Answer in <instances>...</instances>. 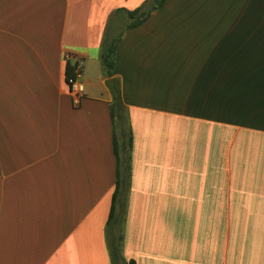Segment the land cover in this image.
Masks as SVG:
<instances>
[{
    "label": "crops",
    "instance_id": "crops-1",
    "mask_svg": "<svg viewBox=\"0 0 264 264\" xmlns=\"http://www.w3.org/2000/svg\"><path fill=\"white\" fill-rule=\"evenodd\" d=\"M147 1L0 0V264H111L117 180L124 264H264V0H165L117 45L114 108L108 20Z\"/></svg>",
    "mask_w": 264,
    "mask_h": 264
},
{
    "label": "trees",
    "instance_id": "trees-1",
    "mask_svg": "<svg viewBox=\"0 0 264 264\" xmlns=\"http://www.w3.org/2000/svg\"><path fill=\"white\" fill-rule=\"evenodd\" d=\"M165 0H148L143 6L135 9L133 11L126 10H117L113 13L112 17L108 20V25L106 27V34L101 43V70L103 76L107 79L106 83L113 95V106H121V94H120V85L119 81L113 78V71L115 66V53L117 45L127 28L135 27L139 25L144 19H146L152 12L158 10ZM122 22V25L119 27L120 31L116 35H111L113 28L114 18ZM74 75V66H68L67 69V78ZM119 147L120 141L117 136V133L114 132L113 135V149L114 154L119 163ZM119 189V180H117L116 191L112 197L111 210L107 222V236H108V252L110 256L111 264H124V259L121 254V242L122 234L111 235L110 228L113 222L117 193ZM110 227V228H109ZM110 229V230H109Z\"/></svg>",
    "mask_w": 264,
    "mask_h": 264
},
{
    "label": "built area",
    "instance_id": "built-area-1",
    "mask_svg": "<svg viewBox=\"0 0 264 264\" xmlns=\"http://www.w3.org/2000/svg\"><path fill=\"white\" fill-rule=\"evenodd\" d=\"M82 63L76 62L74 65V75L67 78L69 93L74 107H78L85 97L86 90L81 80Z\"/></svg>",
    "mask_w": 264,
    "mask_h": 264
}]
</instances>
